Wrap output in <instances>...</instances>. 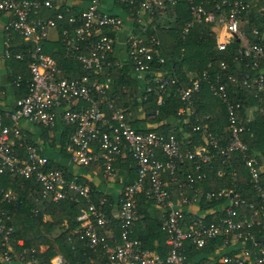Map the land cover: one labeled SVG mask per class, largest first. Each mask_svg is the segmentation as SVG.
Returning a JSON list of instances; mask_svg holds the SVG:
<instances>
[{
  "label": "built area",
  "instance_id": "2783aa9c",
  "mask_svg": "<svg viewBox=\"0 0 264 264\" xmlns=\"http://www.w3.org/2000/svg\"><path fill=\"white\" fill-rule=\"evenodd\" d=\"M99 1L85 0L86 5L77 14L70 13L67 17L61 11L55 17H44L40 15L41 8H51L54 0H0V14L6 17L2 25L0 60H27L30 73L27 94L15 97L7 108L0 110V264H12L10 251L16 230L12 210L20 203L12 189L2 186L4 175L30 178L37 182L38 194L34 196L36 205L32 207L35 214L41 213L48 201L83 199L85 204L80 206L75 217L77 225L69 228L68 238L77 234L89 248L98 252L105 260L104 264H186L185 240L201 247L207 238L217 235L225 236V241L230 238L243 243L250 240L251 246L232 255L221 252L216 262L197 264H264V245L256 240L252 232V228L260 225L264 218V187L260 184V167L248 154V145L243 138L247 129L245 118L239 114L240 103L228 98L227 86L236 81L235 76L229 74L225 80L219 81L217 78L209 82L211 94L226 107L229 136L222 145L215 134L200 122L194 106L193 94L199 90L201 79L194 77L188 86H177L181 82L177 77L152 72L159 39L151 33L144 38L132 30L127 36V50L134 72L143 76L152 72L158 90V103L168 93V88L176 85L182 103L180 114L194 117L192 128L202 131L206 144L190 148L172 131L135 130L127 112L117 105V97L111 94L113 77L107 72V69L120 63L109 58L114 51L116 34L104 32V29L117 33L125 25V20L119 14L100 9ZM119 1L130 8L127 19H135L140 23L141 31H145L146 25L154 26V16L164 8L165 0ZM253 1L264 0H218L212 9H206L201 2L189 0L191 19L186 22L182 32L185 35L194 23L201 21L216 24L219 26L215 34L218 49H224L234 37L238 38L242 55L252 58L253 65L257 66L264 61L263 38L256 37L255 41L249 42L242 24ZM72 7L66 5L64 10L69 11ZM131 9H138L142 14L145 12V17L139 15L132 18ZM65 19L67 27L62 28L65 55L81 63L86 72L80 75L61 74L55 59L43 50L42 41L47 39L48 30L57 29L58 23ZM257 33L254 29V34ZM14 36L31 45L13 51ZM158 61H163V58L158 56ZM221 66L226 68L227 64L222 62ZM202 77L208 79L206 69L202 71ZM21 78V74H18L13 84L19 86ZM241 83L246 87L255 85L256 91L262 92L264 97L262 70L252 77L245 74ZM263 109L264 105H261L260 110ZM28 124L41 127L48 135H53L60 124L73 125L74 130L64 144L68 160L79 166L97 164L105 182L116 180L114 164L118 157L129 155L134 161L136 176L121 188L117 210L108 213L105 208L97 206L91 200L88 185L78 182L76 176L67 178L58 167L48 166L49 158L40 147L26 142ZM252 135L249 133V137ZM236 151L242 154L252 188L259 198L257 201L241 198L234 193L232 186L235 185V178L232 186L221 187L217 191L203 192L195 185V182L206 177V169L214 164L218 172H223L221 164H229ZM186 160L191 161V167L186 168L183 178H180L179 167ZM166 177L172 185L168 184ZM35 188H31L29 194ZM188 191L193 198H188ZM198 194L207 200L229 195L224 214L209 222L204 221L205 216L202 215L188 216L182 204L192 201ZM139 195L152 201L160 212L161 228L169 245L165 257L142 249L138 240L130 238L133 222L137 218ZM105 202V197L101 198L100 204L104 205ZM43 219L46 217L43 216ZM114 220L119 226L118 237L114 236L111 227ZM63 223L68 226L66 221ZM16 243L22 244V239ZM44 248V244H41L40 249ZM29 263L66 264L60 254L51 257L49 263L41 262L37 257H32Z\"/></svg>",
  "mask_w": 264,
  "mask_h": 264
},
{
  "label": "trees",
  "instance_id": "16d2710c",
  "mask_svg": "<svg viewBox=\"0 0 264 264\" xmlns=\"http://www.w3.org/2000/svg\"><path fill=\"white\" fill-rule=\"evenodd\" d=\"M80 1V0H72ZM85 1V0H83ZM201 4L206 9H212L214 3L218 0H194ZM82 5V0L80 1ZM122 7L130 11L128 5L121 2ZM66 4L54 0L51 8H41V16L55 17L61 11L67 17L70 13L77 14L82 7L73 6L69 11H65ZM132 11V9H131ZM134 16L140 15V10L134 9ZM143 12L141 17H145ZM165 14V15H164ZM166 19V20H165ZM191 19L189 0H174L164 1V8L154 16V26L152 24L146 25L145 31H141V25L135 19L129 21V27L135 34L147 37V34H154L159 39V46L155 52L152 72H161L165 75H172L181 80L177 86H188L190 79L199 77L200 88L193 94L194 106L200 115V122H205L207 127L215 134L219 143L224 145L227 142L229 132L227 130L226 107L225 104L218 98H215L209 88V82L218 80H225L227 75L235 76L236 81L229 83L227 86V94L230 101H239L241 108L239 114L244 117V109L251 103L257 104V113L251 121H245L246 133L243 138L248 145V154L257 161L258 165H263L260 172V184L264 187V97L262 92L256 91L255 85L251 87L243 86L241 80L245 74L250 77L255 76L259 70H263L264 61L257 66L253 65L252 58L244 57L241 53L240 40L233 38L228 42L224 49H218L215 39L216 29L219 26L206 21L194 23L189 31L184 35L182 30L186 22ZM75 26V24H74ZM67 27V19L58 23L57 30L60 39L56 41H42L43 50L51 55L63 75H80L86 71L83 69L81 63L70 56L65 55V46L62 41V28ZM72 26H70L71 28ZM72 29V28H71ZM254 29L257 34H254ZM243 30L249 42L256 40V37H262L264 41V1H253L249 13L244 15ZM115 35L116 32L111 29H104ZM31 43L14 36L12 39L11 49L13 51L23 50L30 46ZM110 59L114 60L112 54ZM158 56L163 58V61H158ZM9 67L8 80L12 83L14 94L16 97H21L27 94V80L30 73L27 68V60H17L10 58L4 60ZM227 64L226 68H222L221 63ZM206 69L209 72L208 79H203L202 71ZM107 72L113 77L112 96L117 97V105H122L123 101L130 98L133 104H140L144 112L143 119L130 120L132 127L137 131L156 130L163 133L174 132L180 139L183 135L178 127L171 128L169 120L172 118L181 117L180 109L182 103L177 92V86L173 85L168 88V93L162 96V101L158 103V90L156 84L153 82V74L147 73L143 77V83L148 80L150 89L146 86L139 90V79L134 72L132 62L127 59L121 61L120 65H116L107 69ZM18 74H21V81L19 86L13 84V80ZM192 74V75H190ZM211 79V80H210ZM1 88V87H0ZM139 94V97H137ZM211 95L217 101H206V97ZM216 110L213 114L211 108ZM0 110L4 108L0 107ZM108 113V111L106 110ZM162 120L166 122L158 127H153L152 123ZM148 122L147 127L143 128L142 124ZM195 122L193 116L185 123V130L188 134L184 138V145L194 148L198 144H206L203 139L201 130L192 128ZM225 122V124H223ZM217 123V124H216ZM216 124V125H215ZM74 130L73 125L60 124V147L58 151H53L55 146V139H48L46 130L42 129L40 134L35 137L32 133L26 134V142L35 144L40 147V150L49 158L48 166L58 167L62 169L67 178L76 176L78 182L88 185L90 189L91 200L97 205L105 208L108 213H112L118 206V197L105 192L98 183L88 180L82 175H75L73 170L69 167L64 159H68L69 155L64 149L65 141L69 134ZM252 133V137H249ZM208 146V145H207ZM56 155L58 157H56ZM125 159L118 157L114 166H124L129 171V181L135 178L134 161L129 155L124 156ZM232 159L229 164H221L223 172H218V167L214 164L211 168L206 169V177L200 181L195 182V185L204 191H217L221 187L232 186L235 178V185L233 187L234 193L239 194L241 198L247 200L257 201L259 198L254 192L250 180V175L247 167L244 165L242 154L238 151L232 154ZM185 167H191V161H185ZM102 177V176H101ZM102 181L104 182L103 178ZM2 186L4 188L12 189L20 199V203L13 207L12 222L16 225V230L13 233L12 251H10L12 264H31L29 261L32 257H37L41 262L49 263L51 257L60 254L66 264H104L105 260L99 256L98 252H94L89 248L85 242L77 236L72 234L69 236V228H74L77 225L75 217L80 206L84 205L83 199L77 201L66 198L57 202L48 201L44 204V210L41 213L35 214L32 207L36 205L34 196L38 194V184L34 179L13 178L8 175L2 176ZM36 187V188H35ZM31 188H35L32 194H29ZM73 196L74 193L71 192ZM105 197L104 205L100 204L101 198ZM228 196L219 199L212 198L207 200L204 196L200 197V208L202 210L216 208L213 213H208L204 217V221L209 222L217 219L224 214L225 207L222 208L223 202L228 199ZM151 207L153 212L151 213ZM43 216L46 219H43ZM189 219V217H187ZM161 215L159 210L155 209L153 202L146 200L144 195H139L137 200V218L132 225V232L130 238L138 240L142 249H147L157 252L161 257H165L169 245L165 242V233L161 228ZM67 222L68 226L63 223ZM262 223L252 228V232L257 241L264 245V218ZM115 237L119 236V226L114 220L111 225ZM46 233V234H44ZM52 236L51 238L48 235ZM22 239V244H17L16 241ZM228 239V238H227ZM223 235H217L206 239L201 247H196L190 240H185V263L197 264L202 262H216L220 256L221 246H226L228 241ZM44 244L45 248L40 249V245ZM251 246V241L244 242V247ZM35 249V252H32ZM239 249L223 251L228 255L239 253Z\"/></svg>",
  "mask_w": 264,
  "mask_h": 264
},
{
  "label": "crops",
  "instance_id": "0c3cea01",
  "mask_svg": "<svg viewBox=\"0 0 264 264\" xmlns=\"http://www.w3.org/2000/svg\"><path fill=\"white\" fill-rule=\"evenodd\" d=\"M81 1V0H80ZM80 1H72V0H60V2L66 4V5H72V6H76V7H84L86 5V2L82 0V5H80ZM99 7L100 9L107 11V12H113L116 14H119L122 18H124L125 20V25L122 27V29H120L117 33H116V44L114 47V51L112 53V56L114 57V61H117L118 63H121V61L123 60H127L128 59V50H127V36L129 34V32L132 31L131 27H129V21L127 19V16L130 17V14L127 10H125L122 5L121 2L119 0H100L99 1ZM140 15H142V13H140ZM165 15V14H164ZM6 17L2 14H0V51L2 48V41H3V34H2V25L5 21ZM166 20V19H165ZM244 25V22L242 23ZM214 29H216V33H218L219 29L217 30L216 26H213ZM60 39V35L57 29L55 28H50L48 30V36H47V41H56ZM9 67L7 62H5L4 60H0V107L1 108H7L8 105H10L14 98L16 97L14 94V89H13V85L12 83L8 80V76H9ZM263 70H264V64H263ZM136 77H138L139 79V90L144 88L146 86V88L150 87V85L148 84V80L145 81V83H143V75L142 74H136ZM192 75V74H190ZM139 97V94L138 96ZM216 98V97H215ZM215 98H213L211 95H208L206 97V101H217L215 100ZM131 99L128 98L126 101H123L122 103V108L125 109V111L128 114V117L130 120H134V119H143L144 117V112L142 110V107L140 106V104H133L132 101H130ZM211 108V112L209 114L215 115L213 114V112H216L215 109H213V107ZM257 113V104L256 103H251L249 104L247 107H245L244 109V118L245 121H251L252 119H254V117L256 116ZM188 115L187 114H182V118L177 117V118H172L171 120H169V123L171 124V128H176L178 127L179 130L181 131V134L183 135L180 139L183 140L184 142V138H186V136H188L186 130H185V123L188 120ZM200 118V115H199ZM167 121V120H166ZM165 121V122H166ZM165 122H163L162 120L160 121H156L152 123L153 127H158L162 124H164ZM203 125H206V121L203 122ZM217 124V123H216ZM215 124V125H216ZM225 124V122L223 123ZM29 125V124H28ZM148 122H144L142 124V127L145 128L147 127ZM28 128V132L27 133H32L33 135L38 136L40 134L41 131H37L35 129H31L29 127ZM60 126L58 127V129L55 131V133H53V135H48V139H56L55 135L60 134ZM204 139V137H203ZM198 145H203V144H198ZM197 145V146H198ZM54 152L58 151L56 146H53L52 149ZM56 157H58L56 155ZM121 160L125 159L124 156L120 157ZM67 161L69 162V160L67 159ZM67 162V163H68ZM69 165V164H68ZM185 164L181 165L180 168V173H179V177L183 178L184 175V171L186 168L189 169V166H184ZM260 167V170L263 169V165H258ZM88 169V173L87 174H83L81 173V171L78 168H72L74 174L76 175H82L85 178H87L88 180H91L93 182H100L98 183L99 186L105 191V192H111L112 195L119 197V193L121 188L125 185V182L128 181L129 179V171L126 167L124 166H117L116 170H117V178L114 182L111 183L110 186H107L103 181H102V177H101V171L100 168L97 164L93 163L90 164L88 166H86ZM166 180L168 181L169 185L171 184V181L166 177ZM104 183V185H103ZM191 192H187V196L188 198H193V196L191 197ZM202 195L198 194V196L194 197V199L192 201H188L187 203H183L182 204V208L185 210L186 214L188 216H193V215H202L205 216L208 213H213L216 208H220V206H215V208H210L207 210H202L200 208V197ZM229 203V198L223 202V207L227 206ZM154 206V205H153ZM154 208L157 210V208L154 206ZM117 210V207L115 208V210L113 212H115ZM151 213L153 212V207H151ZM244 247V243L242 241H239L235 238H230L228 241V244L226 246H221V251H230V250H235V249H239L241 252V250H243Z\"/></svg>",
  "mask_w": 264,
  "mask_h": 264
},
{
  "label": "rangeland",
  "instance_id": "374dc122",
  "mask_svg": "<svg viewBox=\"0 0 264 264\" xmlns=\"http://www.w3.org/2000/svg\"><path fill=\"white\" fill-rule=\"evenodd\" d=\"M28 127L29 128H31V129H35V130H37L38 132L39 131H41V127H38V126H36V125H32V124H29L28 125ZM55 137H56V141H55V146L57 147V149L59 150V147H60V142H59V140H60V137L56 134L55 135ZM64 161L65 162H68L66 159H64ZM68 164H69V167L72 169V168H78L80 171H81V173H83V174H87L88 173V169H87V167L86 166H79V165H75L73 162H71V161H69L68 162ZM104 183L107 185V186H110L111 185V183L112 182H105L104 181ZM104 183H103V185H104ZM44 234H46V233H44ZM48 235V234H47ZM48 237H52L51 235L49 236L48 235Z\"/></svg>",
  "mask_w": 264,
  "mask_h": 264
}]
</instances>
